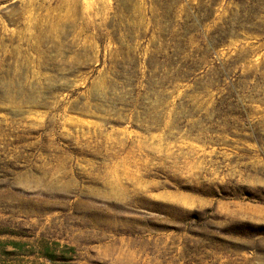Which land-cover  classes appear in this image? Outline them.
I'll list each match as a JSON object with an SVG mask.
<instances>
[{
  "label": "rangeland",
  "instance_id": "374dc122",
  "mask_svg": "<svg viewBox=\"0 0 264 264\" xmlns=\"http://www.w3.org/2000/svg\"><path fill=\"white\" fill-rule=\"evenodd\" d=\"M0 264H264V0H0Z\"/></svg>",
  "mask_w": 264,
  "mask_h": 264
}]
</instances>
